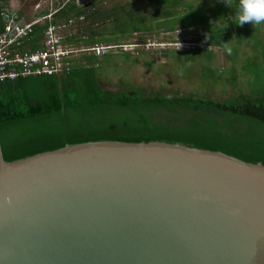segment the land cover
I'll return each instance as SVG.
<instances>
[{
  "label": "water",
  "instance_id": "1",
  "mask_svg": "<svg viewBox=\"0 0 264 264\" xmlns=\"http://www.w3.org/2000/svg\"><path fill=\"white\" fill-rule=\"evenodd\" d=\"M0 264H264V165L157 141L6 162L0 145Z\"/></svg>",
  "mask_w": 264,
  "mask_h": 264
},
{
  "label": "trees",
  "instance_id": "2",
  "mask_svg": "<svg viewBox=\"0 0 264 264\" xmlns=\"http://www.w3.org/2000/svg\"><path fill=\"white\" fill-rule=\"evenodd\" d=\"M193 4L191 0H148L143 8H135L128 2L105 7L104 0L79 5L69 0L55 8L51 22L82 17L87 23L79 37L65 35L64 43L81 40L93 45L112 40L119 44L133 34L149 35L160 25L167 24L170 30L177 23L194 25L185 15ZM48 25L33 27L37 38ZM88 60L92 64L96 58ZM96 68L79 63L61 73L27 79L33 80L29 83L18 80L17 87L5 85L2 92L7 90L9 99L0 100V145L6 162L83 142L157 141L264 165V95L239 93L219 100L205 93H156L141 88L119 93L101 87ZM20 89L24 99L18 95ZM114 112L123 113L122 119L101 116ZM259 151L261 155L255 154Z\"/></svg>",
  "mask_w": 264,
  "mask_h": 264
},
{
  "label": "rangeland",
  "instance_id": "3",
  "mask_svg": "<svg viewBox=\"0 0 264 264\" xmlns=\"http://www.w3.org/2000/svg\"><path fill=\"white\" fill-rule=\"evenodd\" d=\"M75 1L78 3L86 0ZM147 1L104 0V6L128 2L132 7L143 8ZM65 2L67 0H5L0 3V9H16L25 22H32L36 18L51 15L58 5ZM191 2L195 4L185 15L188 24L194 25L182 27V24L177 23L170 30L165 24L149 35L122 37L119 42L133 43L137 55L116 49V52L100 57L96 73L101 87L119 93L128 92L130 88L156 93H205L207 98L212 96L219 100L235 98L239 93L263 96L264 24L245 23L238 26L228 21V26L223 29L225 19L232 14V9L218 0ZM80 21L78 18L74 22L75 27L61 30V34L65 36L71 33L79 37L84 31L83 26L87 24ZM106 43L115 42L110 40L102 44ZM88 45L92 44L78 46ZM22 93L23 89H20L18 95L24 99ZM5 98L9 99V92L0 91V100L7 103ZM101 116L103 119H122L123 113H104Z\"/></svg>",
  "mask_w": 264,
  "mask_h": 264
},
{
  "label": "built area",
  "instance_id": "4",
  "mask_svg": "<svg viewBox=\"0 0 264 264\" xmlns=\"http://www.w3.org/2000/svg\"><path fill=\"white\" fill-rule=\"evenodd\" d=\"M0 17L4 20L0 31V83L28 75H51L67 71L75 64V58L81 54L99 57L116 52V49L123 51L133 49L130 44H94L88 48H79L64 43L65 36L61 34L64 25L49 24L42 32L40 48L17 50L23 40L33 34V27L39 25V21L51 18V15L26 24H21L18 15L7 9L0 11ZM83 65L87 66V62L83 61Z\"/></svg>",
  "mask_w": 264,
  "mask_h": 264
},
{
  "label": "crops",
  "instance_id": "5",
  "mask_svg": "<svg viewBox=\"0 0 264 264\" xmlns=\"http://www.w3.org/2000/svg\"><path fill=\"white\" fill-rule=\"evenodd\" d=\"M67 1H69V0H67ZM75 1V0H74ZM90 0H86V1H80V2H76L75 1V4L76 5H79V4H82V3H88ZM3 9H6V8H3ZM2 9H0V11H1ZM8 10V9H7ZM55 10V9H54ZM8 11H10V10H8ZM12 11H14L17 15H18V17H19V19L21 20L20 21V23L21 24H26V23H28V22H30V21H27V22H25L24 21V19H23V17H22V14L18 11V10H12ZM52 14V13H51ZM40 18V17H39ZM82 21H80V22H83V19H82V17H79ZM37 19V18H36ZM78 18H75V17H71V18H67V19H62L61 21H59V22H57V23H53V22H51L52 21V17L51 18H48V19H46V20H44V22L42 23V24H39V25H43L44 23H46L47 22V25L48 24H60V25H64V29H71L70 27H73L74 26V22L77 20ZM0 21H1V19H0ZM35 21V20H34ZM2 22H4V20L2 19ZM33 22V21H32ZM75 27V26H74ZM44 30V29H43ZM43 30L40 32V35H39V37L37 38L36 37V34L35 33H33L30 37H28L27 39H24L23 40V42H22V44H20L18 47H17V50H34V49H36V48H40V46H41V44H42V32H43ZM64 31V30H63ZM75 34H71L70 33V35H69V37H73ZM78 42L80 43L81 42V44H78ZM77 43H75V42H73V43H75V44H72L73 46H76V45H84V43H83V41H81V40H79ZM120 44H124V43H121V42H119ZM129 43V42H128ZM109 44H111V43H109ZM130 45H132V47H133V49L132 50H127V52H130L132 55H137L138 54V51H137V49L135 50V46H133L134 44L133 43H129ZM71 45V44H70ZM105 45V44H104ZM134 51H136L137 52V54H135V53H133ZM89 56H91V55H87V54H81V56L79 55L78 57H76L75 58V61H74V63L75 64H79V63H82L83 64V61H88V57ZM42 74H38V75H28V76H25V77H19V78H17V79H14V80H5L4 81V83H0V91H2L4 88H6L5 87V85H8V86H11L12 88L15 86V87H17L16 85H20L17 81L18 80H24V82L25 83H29V82H31V81H33V80H27V79H33V78H36V77H38V76H41ZM27 80V81H26Z\"/></svg>",
  "mask_w": 264,
  "mask_h": 264
},
{
  "label": "clouds",
  "instance_id": "6",
  "mask_svg": "<svg viewBox=\"0 0 264 264\" xmlns=\"http://www.w3.org/2000/svg\"><path fill=\"white\" fill-rule=\"evenodd\" d=\"M218 2H222L227 7L232 9V14L229 15L225 19V22L223 24V29L228 26V21H231L232 23L238 26H243L245 23H251L252 25L264 24V0H218ZM96 44H102V43H96ZM111 44H114V43H111ZM93 45H90V46H93ZM90 46L88 45V46H82V47L88 48ZM76 47H79V46L76 45ZM91 56L95 57L96 61H94L92 64L91 63L89 64L88 63L89 60H88L87 66L93 65L96 67L98 64L99 58L104 55L99 56V57H96L94 55H91Z\"/></svg>",
  "mask_w": 264,
  "mask_h": 264
}]
</instances>
